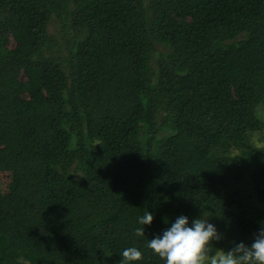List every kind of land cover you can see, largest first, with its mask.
<instances>
[{
  "label": "trees",
  "instance_id": "16d2710c",
  "mask_svg": "<svg viewBox=\"0 0 264 264\" xmlns=\"http://www.w3.org/2000/svg\"><path fill=\"white\" fill-rule=\"evenodd\" d=\"M263 114L264 0H0V264H120L128 247L164 264L147 239L201 208L214 248L250 244Z\"/></svg>",
  "mask_w": 264,
  "mask_h": 264
},
{
  "label": "clouds",
  "instance_id": "9594fccd",
  "mask_svg": "<svg viewBox=\"0 0 264 264\" xmlns=\"http://www.w3.org/2000/svg\"><path fill=\"white\" fill-rule=\"evenodd\" d=\"M199 218L179 215L171 226L161 235L146 241V246L164 261V264H264V225L253 236L250 244L234 243L225 251L213 247V242L223 239L215 225L209 223L211 213L201 208ZM153 214L145 211L139 217L135 235L145 237V225H151ZM143 253L136 247L125 248L121 254L120 264H131L142 259Z\"/></svg>",
  "mask_w": 264,
  "mask_h": 264
},
{
  "label": "rangeland",
  "instance_id": "374dc122",
  "mask_svg": "<svg viewBox=\"0 0 264 264\" xmlns=\"http://www.w3.org/2000/svg\"><path fill=\"white\" fill-rule=\"evenodd\" d=\"M56 20H52L51 21V24H50V26H49V28H48V32H49V34L50 35H52L53 36V42H55L54 43V45L52 46V49H51V51H52V53L51 54H49V55H52V56H54V55H57V54H60V49H59V47L58 46H60L61 44H60V36L58 35V32H57V29H56ZM10 47H14V43L13 42H11V44L9 45ZM161 49L162 48H157V54L155 55H153V59H154V61H156L157 60V58L158 57H160L161 56ZM160 55V56H159ZM62 60V59H61ZM153 63V62H152ZM64 66L65 65H63L62 64V68H64ZM68 70H70V68H67ZM68 72V71H67ZM19 77H20V79L22 80L23 79V75L22 74H19ZM263 116H264V114H263ZM261 119H264V117L263 118H261ZM159 122H158V126L160 125V119L158 120ZM262 142H259V141H257V144H259V145H264V131H263V133H262ZM258 145V146H259ZM75 169L77 170V171H80V169L79 168H77V165H76V163H74L73 164V166H72V169H71V174H73V173H75ZM83 178V173H80V172H77L76 173V177H75V180H80V179H82ZM9 177L8 176H5V175H3V176H1L0 177V182L2 181V182H4L3 184H0L1 186H4V188H3V190L2 191H4L5 190V188H7V186H8V182H9ZM253 203L256 205V206H258V207H263V205L261 204V203H259L255 198H253ZM23 257H22V261H23ZM48 260H44V263H46Z\"/></svg>",
  "mask_w": 264,
  "mask_h": 264
}]
</instances>
